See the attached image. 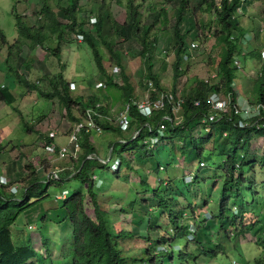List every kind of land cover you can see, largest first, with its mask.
Returning <instances> with one entry per match:
<instances>
[{
  "label": "trees",
  "instance_id": "1",
  "mask_svg": "<svg viewBox=\"0 0 264 264\" xmlns=\"http://www.w3.org/2000/svg\"><path fill=\"white\" fill-rule=\"evenodd\" d=\"M116 1L119 4L121 3V0ZM146 1L141 0L139 4ZM187 1L180 0L173 14L175 42L173 45L174 59L171 67L174 85L171 93L174 99L178 96L177 81L185 74L182 69L184 66L182 56L188 46L185 40L186 35L182 34V27L184 16L188 11ZM203 2L206 6L205 11L213 14V21L215 22V26L210 30V35L214 39L213 47L219 48L215 69L217 79L212 82V85L205 84L203 80H197L190 92L182 96V117L179 124H174L170 106H166L163 111L155 113L151 119L140 116L135 106L131 105L137 98L134 94V86L130 83V79L121 65L120 52L112 50L113 44L107 42L105 37L100 39L115 60L119 69V80L115 75L107 73L103 67L102 56L96 43L84 31V25L76 23L75 14L78 10V0H67V7L63 10V13L70 20V25H67L69 32L73 36L78 34L83 36L84 44L90 49L102 83L118 90L123 104L130 105L128 131L134 129V132H137L135 138L131 140L134 146H137L136 141L139 138L144 139L152 136L156 138L155 128L159 124H163L164 129L168 130L170 139L181 136V130L201 127L206 131L203 135L204 138L211 139L214 136L213 131L217 130L221 135L228 138V142L234 148L226 153H221L225 156L223 160L216 164L206 163L205 165L204 162L201 167H208L209 170L197 171L201 174V178L190 175L192 180L190 184L186 183L184 179L181 181L170 179L168 182L159 180L158 184H155L157 186H152V197L149 202L154 203L151 209H157L162 224L160 228L157 227L158 217L156 215L147 217V233L156 235L157 239L152 240L145 235L139 237L138 239L142 240L147 246L141 257L131 258L126 254L124 255L119 249L118 238L129 239L133 238L134 235L132 232L116 233L110 229L109 210L99 200L100 185L97 179V171L104 168V165L97 157L95 146L92 144V135L82 132L79 136L80 154L72 171H63L58 174V178L55 180H41L36 176V172L31 170V178L27 181V185L20 190V197L7 193V188L0 186V264H212L214 261L221 264L245 263L239 254V246H235L238 240L246 241V243L252 242L254 245L259 246L262 254L258 258L257 264H263L264 202L262 204L258 202L261 195L257 196L254 193L256 184L252 183L250 179L255 173L254 168L256 165H258L260 172L264 173V161L255 160L256 156L264 159V111L262 110V107H264V59L261 58L264 49L261 52L255 49L249 54L250 56H243L244 62L248 60L247 57L249 59L250 57L253 58L251 60L253 61L252 70L254 69V71H249L250 75H248V70L244 66V73L246 76H250V78L248 77L249 80L246 81L250 84L248 94H251L252 100H249L247 106L241 107L238 89L235 86L238 71L236 58L238 56L237 35L240 31L235 13L239 8L240 0H220L219 4L216 0H203ZM136 3L137 0H125V19L123 23L115 24L116 33L122 27H128L131 36L141 48L139 57L143 64L142 77L146 81L152 82L156 90L165 92L160 86L159 73L155 74L153 72L158 39L155 35L151 36L149 34L152 25L141 24L143 19L142 6ZM156 8L157 5L151 6L149 11L153 12ZM41 11L50 20L45 29L28 28L15 14L16 27L23 38L28 37L31 40V48L43 44L49 36L44 31L57 32L56 40L58 39V41H61L64 36L63 31H61L62 25L51 13L45 2ZM160 11V24L166 25L168 22L167 14L163 10ZM103 23L104 21L100 17L97 21L95 19L93 23L98 38L101 37L103 32ZM0 37L3 40L1 30ZM51 53L58 57L61 53L60 47L58 46ZM162 69L164 70V68ZM44 79L49 84L51 92L42 93V96L50 101L57 99L60 108L70 123L80 121L85 110L93 108L97 104L96 101H99L91 94L72 97L70 83L64 79L62 73ZM24 83L26 84V82ZM28 87L33 88L34 85ZM210 93H217L221 96L228 95L231 99V105L238 107L240 114L235 115L233 111L228 114L216 113L215 119L209 121V116L214 113L210 112V107L205 104L204 100ZM0 100H3L1 91ZM200 100L199 106L193 104L194 101ZM104 109L105 107L102 106L100 111L103 112ZM74 110L79 112L78 118L75 117ZM165 117L170 120L165 119ZM98 124L103 131L117 135L123 134L119 128L111 124L102 121ZM23 126L26 132L31 131L26 123H23ZM48 141L51 142L50 139ZM126 145L127 143H123V146ZM184 145L186 144L184 143ZM245 145L248 148L250 147V151H237L238 147H244ZM260 147H263V152H260ZM196 154L201 156L202 153L197 149ZM247 155H252V161L246 160ZM87 157L91 158L88 159ZM126 160L122 159L119 162L126 169L133 171L137 177L136 170L131 168L128 160ZM202 162L199 161V164ZM246 165L251 167L252 173L248 174L249 177L246 176L243 170ZM120 169L121 167L115 170L114 179L121 177ZM253 176L259 178L263 175ZM212 179L220 181V188L216 192L207 189L211 186L208 181ZM71 182L76 184V189L66 190L64 184ZM146 183L144 176L139 179L137 185L144 188ZM182 183L186 184V190L184 191L181 187ZM259 186L263 187L264 184H259ZM50 187H61L60 194L63 190L66 191L65 198L57 207L61 211V214L59 213L57 216V222L59 227L67 224L66 230L64 228L61 233V235L66 233L67 236L60 237L54 245L53 242L47 243L46 237L40 234V243L43 246L41 250H44V255L41 250L38 251L33 247L30 238H20L23 235L15 237L11 227L22 212L48 198ZM105 189H107L106 186ZM143 192H145L144 189ZM201 194L204 195L203 198H199ZM244 194L251 197V201H246ZM212 195H216L218 198H214V200ZM186 196H189L190 199H187ZM88 204L91 207L90 211L86 210ZM211 204L217 206V214L211 213L209 208ZM203 208H206L207 212L203 213L201 211ZM247 214L253 215L256 219L253 222L244 221ZM142 219L144 220V215ZM137 220L135 215L133 221L135 225ZM210 221L216 223L212 238H210ZM164 222H166V226L163 225ZM226 242L234 244L233 249L227 250L225 247ZM176 243L178 248L175 249L174 245Z\"/></svg>",
  "mask_w": 264,
  "mask_h": 264
},
{
  "label": "rangeland",
  "instance_id": "2",
  "mask_svg": "<svg viewBox=\"0 0 264 264\" xmlns=\"http://www.w3.org/2000/svg\"><path fill=\"white\" fill-rule=\"evenodd\" d=\"M216 1L218 2V0ZM44 2L47 4L51 13L55 15L57 21L62 25L61 31H63L64 36L61 41L57 39V43V32L52 33L50 31H44V33L49 36L45 39L43 44L31 48V40L28 37L23 38L16 27L15 14L19 16L20 21L26 27L31 29H45L50 20L46 17V14L41 11ZM179 2L180 0H147L145 3L139 4L141 0H137L136 3L142 6L141 12L143 13V19L141 24L152 25L149 34L151 36L155 35L158 39V51L157 54H155L156 61H154L153 72L156 74L158 68L162 64H165L164 70L160 69L158 71L160 86L165 91H171L174 85L171 67L174 59L173 45L175 42L173 36V14ZM187 2L188 11L184 16L182 34L186 35L185 40L187 46H190L192 42L196 41L199 43V47L191 51L189 59L184 61L182 69L185 74L180 77L181 79H179L176 84V88H178L179 92L177 97L180 98H183L182 96L184 94L190 92L192 87L195 86V81L205 80L215 74L216 62L218 61L219 54V48L213 47L214 39L210 35L211 28L215 26L213 14L205 11L206 6L203 0H188ZM156 5L157 8L153 12L149 11L151 6ZM66 7L67 0H0V30L2 31V37H4L3 40L0 37V70L8 72V74L3 77L0 75L2 78L1 82L7 86L12 79L13 71L8 67L13 66V70H16L15 62L13 61L14 54H43V56H45V54H52L51 51L59 46L61 50L60 55L55 57L56 59L50 58L49 63H45L43 59V63L47 68L52 70L55 69L54 75L62 73L64 79L67 80L70 85L73 84L71 85L70 91L72 97L82 94H84V96L91 94L96 100H99L96 102L103 106V104H105V99L103 97L104 93H115L113 94V96H115L120 94V92L106 85L104 89L101 88V84L103 83L99 78L97 67L94 65L90 49L84 44V41L78 42L75 36L67 29V25H70V20L63 13ZM124 7L125 0H121L120 4L116 0H78V10L76 11L75 18L76 23L83 24L84 31L87 32L96 43L99 53L102 56L103 67L107 73L109 75H115L119 80L120 75L114 73L115 67H117L115 60L112 58L111 54H109L103 43H101L100 39L105 37L107 42L113 44L112 50L120 52L121 65L125 70V74L129 77L130 83L134 86L136 100H140L145 94L149 82L142 77L143 64L139 57L141 48L138 42L131 36L127 26L119 29L117 33L115 28L116 23L121 24L124 22ZM160 10H163V12L167 14L168 22L166 25L160 24ZM98 17L104 21L103 32L100 38L96 35L95 26L91 24L90 21H95V19L97 21ZM235 18L240 25V31L237 35L238 56H236V58L238 62V71L236 73V78H238L236 86L240 93H244L246 89L247 92L243 95L245 96L244 99L247 98L248 100H252L251 94H248L250 84L246 82L243 83V81L249 80L248 77L250 78V76H248L250 73L247 76L244 74V66L246 70L251 72L254 71V69L252 70L253 63L249 62L250 65L248 67V63L247 65L245 64L246 62H244L243 56H250L249 54L260 45V43L255 41L254 36L255 33L258 32L260 26L264 24V0H240ZM263 36L264 34H261L260 37L263 39ZM7 54H11V56L7 58L8 64L5 63V56L7 57ZM21 58L28 62L26 55ZM250 59L253 58L250 57ZM21 60L22 59L16 60V62L18 61L17 66L20 68L22 63ZM56 66H58L57 69ZM41 68L43 67L36 64L29 72L25 69H21V71L22 74L26 76L27 80L29 74L25 73V71L30 73V77L34 80L33 82L38 81L39 85H36L41 92H43L45 88L48 90L49 86L44 79L46 75L44 73L45 71L41 70ZM48 92L50 93L51 89H49ZM15 95L17 96L18 94ZM10 101L11 99L6 100L3 104L6 106L5 111H8L13 120H16L15 123H18L15 129L16 131L14 130L15 137L17 140L25 139L26 141H32V150L29 149L27 152L24 150L16 152L13 148L5 149L9 155L11 153L9 163L12 164L13 168H4L3 170L0 165V176L3 175L2 172L5 173L3 175L4 178L17 190L13 195L20 197V190L27 185V181L31 178V170H34L36 176L41 180L46 179L47 174L54 170L58 171V174L63 171L70 172L73 170L75 161L68 158L59 161L56 160L55 156L46 154L43 150V142L45 139L37 134L38 131H43V136L45 137L48 131L51 129L56 130L55 128L61 125L63 128L66 127V132L64 134V137H66L72 124L63 114L57 100L45 102L42 100L41 96L35 95L25 103L26 107H15L17 109L14 110H20L18 111L21 117L19 113L10 108V103L12 102ZM249 102L250 101H248L246 106ZM122 105L124 106L123 102L117 99L113 108L114 112L108 115L114 117V115L122 109ZM240 106L242 107L243 104L240 103ZM73 113L75 117L78 118L79 112L74 110ZM0 114H2L0 119L1 130L2 126L6 125L4 121L7 120V117L5 118L6 113L3 112L2 109L0 110ZM42 117H46L47 120L42 121ZM181 117V113H179L177 119L181 120ZM35 118H38L36 122H34ZM22 119L27 125L28 123L30 124L28 128L31 129V132L28 133L25 131ZM50 120H52V122ZM10 128L11 127H9L8 132L0 131V136L3 137L6 134L10 135V131L12 130ZM180 132L181 136L170 139L168 130L164 129L162 131L163 135L156 136L157 141H154L155 136L145 137L144 139L139 138L136 141L137 146L131 143L132 137L135 134L134 129L122 135L107 131H103L100 135H92V144L95 146L97 157L104 165V168L97 171L98 184L100 185L99 200L102 202L103 206L109 210V226L113 232L119 233L125 231L133 233V238H118L119 249L124 255L126 254L131 258L141 257L144 252L143 250H145L147 246L142 240L138 239L139 237L145 235L152 240L157 239L156 235L147 233V217L156 215L158 217L157 227L160 228L162 224L157 209H151L154 203L149 202L152 197V186L158 184L159 180H161V182H168L170 179L175 181L184 179L186 183L190 184L192 181L190 175H196L201 178V174L197 171L209 170L208 167L202 168L199 161L205 162V165L206 163L216 164L223 160L225 156L221 153H226L234 148V146L228 142V138L221 135L217 130L213 131L214 136L211 139L204 138L203 135H205L206 131L201 127L181 130ZM27 134H30L28 138ZM59 142L61 143L62 141ZM123 143H127V145L123 146ZM184 143L186 145H184ZM200 143H202V145H200ZM252 143H254V141H252ZM242 148H248V146L238 147L237 151H250V147L248 149ZM197 149L201 151V156L196 154ZM260 149L261 151H258L263 152V147H260ZM251 156L252 155H247L246 160L252 161L253 158ZM122 159L128 160L129 166L136 170L137 177L134 175L133 171L121 165L119 161ZM255 160L264 161V159L259 156H256ZM119 167H121L119 171L121 177L114 179V175H116L114 173L115 169L118 170ZM243 170L247 177H249L248 174L252 173L251 167L248 165L244 166ZM254 171L255 173L253 175H263L259 178L252 175L250 179L252 183L256 184L254 193L257 194V196L259 194L261 195V199H258V202L262 204L264 202V186L261 187L259 184H264V173L260 172L258 165L254 168ZM144 176L147 183L146 186L142 188L145 192L137 185L139 179ZM115 180H117V182H115ZM183 184L184 183H182L181 187L184 191L186 190V184ZM208 184L211 186L207 189H210L211 192H216L220 188V181L218 179L209 180ZM64 185L66 190H74L77 187L74 182ZM105 186L107 189H105ZM61 191V187H50L48 189L49 196L46 200L36 203L25 212H22L11 227L14 236L23 235V237L20 238H30L33 247L38 251L43 247L40 243V234L46 237L47 243L50 244V242H53L54 245H56L60 237H66V233L63 235H61V233L64 231V228L66 230L67 224L59 227L57 222V216L59 213L61 214V211L58 210L57 207L66 196V191L63 190L62 194H60ZM8 192L9 190L7 189V193ZM244 196L246 201H251V197L246 194H244ZM203 197V194L199 195V198ZM186 198L190 199L189 196H186ZM214 198L216 199L218 197L215 195L212 199ZM90 208L88 204L86 210L90 211ZM209 208L211 213L217 214V206L211 204ZM201 211L203 213L207 212L206 208H203ZM135 215L136 219H138L136 225L133 222ZM143 215L144 220L142 219ZM255 219L253 215L247 214L244 221L253 222ZM163 225L166 226V222H164ZM215 228L216 223L210 221V238L214 235ZM233 245L234 244L231 242H226L225 247L227 250H231V248L233 249ZM174 246L175 249L178 248L177 243ZM235 246H239V254L245 263L236 262L234 264H257V260H259L258 258L261 257L262 254L259 246L254 245L252 242L246 243V241L243 240H238ZM41 252L45 255L44 250H41ZM53 254L55 255V253ZM262 261L264 264V257ZM212 264L221 263L214 261Z\"/></svg>",
  "mask_w": 264,
  "mask_h": 264
},
{
  "label": "built area",
  "instance_id": "3",
  "mask_svg": "<svg viewBox=\"0 0 264 264\" xmlns=\"http://www.w3.org/2000/svg\"><path fill=\"white\" fill-rule=\"evenodd\" d=\"M91 24L94 23V21L90 20ZM76 39L78 42H81L83 40V36L81 34L76 35ZM199 43L194 41L188 46V48L184 51V54L182 56L183 61H187L189 57L191 56L190 52L193 50L198 49ZM261 58L264 59V50L262 51ZM119 69L118 67H115L114 73H118ZM217 76L216 73L210 76V78H207L203 80L205 84L212 85V82L216 81ZM73 85V84H71ZM70 85V88H71ZM101 88H105L104 84H101ZM179 94V92H178ZM200 101H194L193 104L195 106L200 105ZM205 104H207L210 107V112L214 113L209 116L208 120L213 121L215 119L216 113H229L233 111V114L239 115L240 109L236 107L235 105H231V99L227 96H221L217 93H210L204 100ZM133 106H135L137 113L146 118L151 119L155 113L163 111L166 106H170V112L174 117V124H179V121L177 119V116L179 113L182 112V105H183V99L180 97H177L174 99L173 94L171 91H165L160 92L155 89L152 82H148L147 90L143 97L140 100H136L132 102ZM129 107L130 105H124L122 109L114 115V117L109 116V112L104 109V111H100L102 108V105L97 103L94 105L93 108H89L85 110V113L83 115V118L78 121L72 123L70 126V129L68 130V133L66 135L67 141L64 145H57L52 140L56 138V136H60L63 133H60L58 131H51L48 132L45 135V141L43 142V150L46 152V154H53V156L56 157V160H65L66 158L71 159L73 161H76L78 158V154L80 152V145H79V136L83 132L88 135H100L103 132V129L98 124V122L102 121L105 123H109L117 128L123 133L128 132L129 125H130V119L128 117L129 115ZM262 110L264 111V107H262ZM257 111V110H255ZM165 119H168L165 117ZM149 127V126H148ZM164 130V125L159 124L155 128V133L157 135H162V131ZM65 134V133H64ZM137 135V132L133 135L132 139L135 138ZM48 139L51 140L48 141ZM154 141H157L156 138H154ZM90 159L91 157H87ZM204 162L200 163V166H203ZM58 178V171H51L47 174V180H55ZM0 186L6 187L9 190V193L15 194L17 192L16 188L9 186V182L4 178V176H0Z\"/></svg>",
  "mask_w": 264,
  "mask_h": 264
},
{
  "label": "crops",
  "instance_id": "4",
  "mask_svg": "<svg viewBox=\"0 0 264 264\" xmlns=\"http://www.w3.org/2000/svg\"><path fill=\"white\" fill-rule=\"evenodd\" d=\"M263 28H264V24L262 26H260V28L258 29V32H256L255 33V36H254L255 37L254 38L255 41L257 43H260V45L258 44L259 46L256 48L260 52L264 49V38L262 39L260 37L261 34H264V29ZM56 42H57V40H56ZM157 51H158V45H157V49H156V53L155 54H157ZM25 55H26V57L28 59V62H26L25 59L21 58L22 56H25ZM8 56L10 57L11 54H9V55L7 54V57L5 56V58H6L5 59V63H7V64H8V62H7ZM51 56H53V57H51ZM55 57L56 56L54 54H45V56H43V54H16V55L14 54L13 61L15 62L16 70H13V66L8 67L9 69L11 68L10 70H12L13 72H12V79L10 80V82L8 83L7 86L4 85L1 82V79L2 78L0 77V91L2 92V95H3V101H0V102H2V103H0V110L2 109L3 112L6 113L5 114V118L7 117V120L4 121L6 125L5 126L3 125L2 126V129L0 131L8 132L9 127H11L10 129H12L10 131V135H7L6 134L3 137L0 136V163H3V164H0V165H1V168H3V170H4V168H6V169L13 168L12 164L9 163V158H10L11 153L9 155V153L6 152V150H7L6 148H13V150H16V152H20V150L21 151L24 150L26 152L29 149L32 150V147H31V142L32 141H26L25 139L17 140V138L15 137V131H16L15 129L18 126V123H15L16 120L15 121L13 120V118L11 117L10 113H8V111H5L6 106H5V104H3V102L5 103L6 100L11 99L12 102L10 101L11 102L10 103V108H12L13 110L14 109H17V108H15L16 106H20V108L21 107H24L25 106V103L29 99H32V97H34L35 95L41 96L42 100L45 101V102H51L50 100H47L46 98H44L42 96V93H49L48 91H49V89H51L50 86H49V84H48V86H49L48 90H46V88H45V91L41 92V90L39 89V87L36 85V84H38L37 83L38 81L33 82L34 80L30 77L31 75L28 72H29V70H31V68L34 65L38 64L39 66L43 67V68H41V70H44L45 71L44 73L46 75L44 76V78H50L51 76L54 75L55 69L52 70L50 68H47L46 65L43 63V59H44L45 63H49L50 62V58L56 59ZM247 58H248V60L245 61L246 62L245 64L247 65V63H248V67H249L250 63L251 62L253 63V61L251 59H249V57H247ZM20 59H22L21 60V62H22L21 63V68L17 66L18 61L16 62V60H20ZM164 67H165L164 65H161L158 68V71L160 69L163 70L162 68H164ZM57 68H58V66H56V69ZM21 69H25L26 71H28V72L25 71V73L29 74V76H27L28 77V80H27L26 76H24L22 74ZM158 71H157V73H158ZM6 72L7 71H5V70H0V75L3 77L4 75L8 74V72L7 73ZM248 73H249V71H248ZM31 80H32V82H31ZM24 82H26V84ZM236 82H237V79H236L235 83ZM244 82L247 83L246 80H244L243 83ZM22 83H24V84H22ZM29 85H34V87L33 88L32 87H28ZM236 88H237V86H236ZM237 92H238V96L240 98L239 99V103H242L243 106H246V104L249 101L247 98L244 99L245 96H243L247 92L246 89H245L244 93H240L239 90ZM15 94H18V95L16 96ZM113 94H115V93L106 92V93L103 94V97L105 99L104 100L105 101V104L107 105L106 106L105 104H103V106L105 107V109L109 110L108 111L109 113H113L114 112V109L113 108H114V104L117 102V99L121 100L120 94L115 95V96H113ZM54 100H57V99H54ZM32 106H33V104H32ZM18 110H14V111H16L17 113H19L20 110L19 111ZM63 114H64V112H63ZM1 115L2 114H0V119H1ZM19 116L21 117L20 113H19ZM23 118H24V116H23ZM42 118H43L42 121L43 120H47L46 117H42ZM37 119L38 118H35V121L34 122H36ZM50 121L52 122V120H50ZM22 123H25L23 121V119H22ZM28 125H30V124L28 123ZM55 129L56 130H54V129H51L50 130L49 129L50 131H48V132L58 131V132L63 133V134L60 135V136H56V138L54 140H52V141L54 143H56L57 145H64L66 143V141H67V138L64 137L65 136L64 133L66 132V127L63 128L61 125H59V127L55 128ZM38 132H37V134H39L40 137L44 135V132L43 131H38ZM29 136H30V134H27V138ZM59 141H62V142L60 143ZM51 155L53 156V154H51ZM2 160H3V162H2ZM2 174L4 175L5 173L2 172Z\"/></svg>",
  "mask_w": 264,
  "mask_h": 264
},
{
  "label": "clouds",
  "instance_id": "5",
  "mask_svg": "<svg viewBox=\"0 0 264 264\" xmlns=\"http://www.w3.org/2000/svg\"><path fill=\"white\" fill-rule=\"evenodd\" d=\"M219 2H220V0H218V2H217V4H219ZM75 39H76V36H75ZM83 41V40H82ZM38 83V82H37ZM106 110V109H105ZM116 170V169H115ZM9 186H11L10 184H9Z\"/></svg>",
  "mask_w": 264,
  "mask_h": 264
}]
</instances>
